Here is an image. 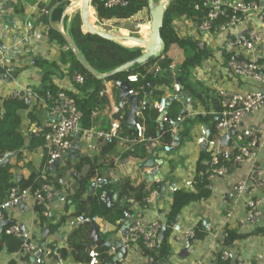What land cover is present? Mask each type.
Segmentation results:
<instances>
[{"label":"crops","instance_id":"1","mask_svg":"<svg viewBox=\"0 0 264 264\" xmlns=\"http://www.w3.org/2000/svg\"><path fill=\"white\" fill-rule=\"evenodd\" d=\"M50 1L36 0L33 4H27L24 0H0V66H4L5 71L8 68H13L10 75L5 74V72L0 75V105L5 98L15 94L24 96L27 102L33 104L35 94L32 89L39 86L42 75V70L39 67L40 59L48 61L59 59L60 46L56 42L49 41L44 33L48 26L37 21L40 9L47 7ZM65 9L63 15L67 13ZM257 16V11L249 13L228 31L217 33H197L192 21L185 17H180L173 22L174 29L180 37L192 36L201 39L204 43L203 48L209 50V55L200 66L194 67L190 72L189 81L196 95L192 96L188 91L183 90L186 95L189 94L192 97L190 107L185 109L184 102L180 100L179 95L177 96L180 102L178 113L183 114V117L182 121L177 124L175 131H172V141L170 142L173 145L172 150L165 151V145L161 143L159 138H150L146 142L147 157L145 159L125 155L127 150L135 149V144L133 141V143L129 142L125 136H121L119 132L120 138L116 139L114 143L111 145L98 143L94 151H84L81 143H79V148L74 154L68 151L56 164L49 166L50 170L53 172L61 169L67 160L73 166L81 159H89L97 167L96 176L110 185L103 194L106 196L109 193L108 205L111 208L127 204V210L146 225L155 220L164 222V216L169 211L173 195L170 190L172 183L181 184L184 178L196 177L198 173L196 170L197 163L204 149H201L200 144L196 143V138L205 125L210 130L213 123L218 121L215 119L220 110V105L216 100L217 91L224 88L235 93L245 94L257 87L253 78H240L234 76L231 71L229 72L222 57V52L236 51L248 59L264 60V28L260 26ZM58 25L66 39L71 41L64 32L62 22ZM250 31L257 32L263 39L262 43L257 44L253 51H244L226 45L228 37L231 38L239 34L247 35ZM52 81L58 88L78 94L73 79L67 74L65 65L61 66L59 75L52 76ZM171 89L172 86L166 94H171ZM169 97L172 96L169 95ZM97 98L99 104L95 106L99 108V111L96 115H91V129L109 128L116 117L113 109L116 106H121L122 102L124 104L121 106V110L125 111L126 114L129 110V103L126 98H123L119 103V87L116 83L105 82ZM144 99L147 100L150 108L156 100L151 93H148ZM171 100H169L168 109ZM126 104L128 105L127 108ZM27 112L26 109L20 111L22 115L21 129L29 139L33 134L42 132L43 128L56 118L52 106H46L42 99L39 100V106L34 113L39 123L36 119L28 118ZM212 116L213 123L208 122ZM162 125L159 124L158 135L162 130ZM243 126L257 130L260 135L259 142L252 150V157L231 169L227 178H217L211 181L212 190H209L210 195L206 199L190 203L181 210L175 223L180 226L182 232L188 228L193 229L194 237L187 240L182 235L177 240L170 237V252L160 264L162 262L165 264H260L262 257H264V181L260 187L251 193L252 197L261 201L260 222L255 227H247L243 230L235 227L233 232L238 236L229 245L225 244L223 236L222 216L228 206V202L224 201V195L230 194V207L235 212L234 218L242 217L246 211L245 197L235 199L232 187L238 180L248 176L254 162H259L264 167V104L259 110L245 117ZM187 129L189 132L186 134ZM21 153V160L17 161L15 155H7L5 162H3L11 164L10 171L15 180L23 179L26 188L30 189L34 182V172L30 171L27 165L33 166L36 170L48 168L46 164L43 165L46 150L44 145L31 150L23 147ZM149 161H153V166L146 165ZM202 162L208 161L203 160ZM88 168L89 165L84 164L80 174H86ZM151 170L154 172L158 170L156 174L158 179L155 176H150ZM54 175L52 174L51 178ZM123 179H128L133 185L143 184L147 192L146 197L154 190H157V194L150 203L146 200L142 203L134 197H120L118 185ZM76 182L77 178L73 179L71 173L66 172L58 187L51 184L50 199L47 208H44L46 217L42 223L39 222L32 196L24 199L21 206L6 211L9 215L8 218L10 217L22 229L29 232V238L26 241L36 247V252L35 254L29 253L23 249L9 252L6 247H1L0 264H83L74 261L70 256L65 259L61 257L59 260L57 255L59 254L57 249L66 247V239L75 225L84 224L78 220V216L73 214L74 206L65 205L74 193ZM96 186L92 188L89 185L84 195L92 193ZM61 195H66L64 203L59 201ZM92 222L97 226L98 239L96 244L87 247L91 241L90 229L86 239V248L98 249L100 245H105L109 247L106 253L108 255L114 254V259L118 251H116L115 243L118 240L122 244L124 243L127 224L116 225L114 222H109L100 217ZM110 245L115 248L112 253H110L112 247ZM47 250H51V253L46 254ZM223 251L228 252L227 263L219 259ZM37 253L42 256L40 263L36 262ZM145 258L141 253V248L136 247L132 250H126L120 264H143ZM116 262L113 261V264Z\"/></svg>","mask_w":264,"mask_h":264},{"label":"trees","instance_id":"2","mask_svg":"<svg viewBox=\"0 0 264 264\" xmlns=\"http://www.w3.org/2000/svg\"><path fill=\"white\" fill-rule=\"evenodd\" d=\"M20 1V0H19ZM27 4H33L36 0H24ZM74 0H51L47 7L48 14L40 13L38 16V23H43L48 26L47 37L49 41L56 42L60 46L59 59L57 61H48L46 59H40L39 67L42 70L39 86L32 89L35 94V101L33 104L27 102V99L23 96H10L5 98L0 105V159L7 155H15L16 160L22 159L21 150L23 147L32 149L41 145H44V133L47 127L43 128L42 132L35 133L29 139L27 138L22 129V115L20 111L26 109L27 117L32 120L37 116L34 114L39 106V100L42 99L46 103V106L51 107L53 100L59 92L67 94L75 104V106L82 111V127L90 128L91 112L90 109L99 104L98 93L103 89L105 82H111L115 84L117 81H126V77L130 74H139V85H142L138 96L139 99H144L148 93H151L154 98L158 99L162 95H166V92L171 88L172 83L178 82L182 90L188 91L192 96L196 93L189 81L191 70L200 66L208 55L209 50L201 48L199 46V38L192 36L180 37L175 29L173 22L180 18L185 17L192 22L200 23L205 17L206 9H195V4L201 0H169L165 5L163 13V26L160 30L161 37L165 42V50L157 58H149L143 63L134 64L133 66L115 74H109L116 67L137 58L143 53L142 48L129 49L123 47L111 40L102 38L95 34H88L82 31L81 21L79 16H73L70 18L69 13H64V9ZM127 6L120 7L115 6L108 8L104 5L103 0H91L90 4L94 9L95 18L99 23L107 21H120L127 20L135 14L148 10V0H128ZM155 3L158 0H154ZM43 6V5H41ZM19 8V3H18ZM23 11V9H21ZM79 14V13H77ZM223 19V18H222ZM62 22L64 32L74 46L76 47L80 59L71 50L68 41L64 34L59 30V23ZM109 32V30L106 29ZM174 61L176 68L173 72L166 71L165 68L170 62ZM66 66L67 74L70 78H73L75 73H79L83 76L84 81L81 84L75 83L74 86L78 91V94L73 91L60 89L54 85L52 81L53 75L60 74L61 66ZM85 65H90L97 73H107L108 75L104 79H98L85 68ZM155 66H159L161 72L154 76L153 70ZM5 72V67L0 66V75ZM179 80V81H178ZM128 83V82H127ZM115 88L116 86L113 85ZM133 87V84H130ZM80 93V94H79ZM170 98V97H169ZM171 103L167 112L168 122L163 123L160 134H157V130L160 128L157 119L159 114L155 109L148 106L144 112L143 124L145 127L144 139L137 138L135 131L132 128H128L125 125V119L120 123L119 132L121 136H125L129 142L135 144L134 150H127L125 155H131V157L145 159L147 157L146 142L148 139L159 138L161 143L166 145L172 141V131L174 128V122L179 114L180 102L176 97H171ZM126 104V108H127ZM179 114V115H178ZM213 118V116H212ZM206 121V120H205ZM38 122V120H37ZM39 123V122H38ZM215 125L213 123L209 131V136L212 137L215 134ZM188 131V129H187ZM187 134V132H186ZM133 141V142H132ZM111 145V144H108ZM202 156L197 163V172H204L209 168L208 162H202L203 160L209 161L210 151L204 149L201 152ZM69 159V158H68ZM47 162V154L45 153L43 158V165ZM84 164H88L89 168L86 174H80L81 168ZM11 164L0 162V204L3 203L9 196L10 187L16 186L18 189L26 188L24 180H15V177L11 170ZM30 171L34 172V182L30 187L31 192L39 187V175L41 168L36 170L33 166L27 165ZM96 165L89 159H81L75 165H70L67 160L64 167L51 171L49 166L47 173L54 177L51 178L50 184L55 187L59 186L61 179L65 173L70 170L78 172L79 176L76 182V188L71 197L67 200L66 206L73 205L75 216L83 215L85 218L84 224H76L73 231L66 239V247L59 248L57 251L61 257L65 259L70 256L74 261L88 264L89 257L88 251L90 248H86V239L89 235L91 226L90 222L93 217H100L109 222H114L115 219L121 216L123 210L128 209V205L125 204L121 207L111 208L107 202L104 201L103 193L110 185L105 181L99 182L92 193H85L87 187L96 182L98 176H96ZM197 173L195 177V189L185 190L179 189L172 195L171 203L169 205V211L164 216V230L163 236L158 241L153 251H148L142 244H140L141 253L146 256H152V264H160L170 252V236L171 227L176 222L177 216L181 210L190 203L206 199L210 195V191L206 185L208 181L205 175H199ZM15 180V181H14ZM144 185H133L128 179H123L118 185L120 190V197H134L140 202H144L147 192L144 189ZM36 213L39 216V222L45 220L44 207L42 205H34ZM81 222V223H82ZM8 225L4 226L0 231V248L6 247L9 252L18 251L21 249L20 239L14 238L5 233V229ZM235 233L232 231L225 238V244L229 245L236 238ZM109 247L100 245L96 250L100 253V258L103 264H113V255H108L106 251ZM117 251V249H116ZM227 263L228 261H224ZM115 264H120L116 262Z\"/></svg>","mask_w":264,"mask_h":264},{"label":"built area","instance_id":"3","mask_svg":"<svg viewBox=\"0 0 264 264\" xmlns=\"http://www.w3.org/2000/svg\"><path fill=\"white\" fill-rule=\"evenodd\" d=\"M104 5L108 8L120 6H127L128 0H103ZM195 9H206L205 17L200 23H193L194 29L198 32L212 33V32H225L231 27L237 25L242 17L249 13L257 11L258 22L262 28H264V0H201L195 4ZM40 13L48 14L49 10L45 7L40 9ZM223 18V19H222ZM175 27V26H174ZM48 27L45 28L44 33L47 35ZM197 38V37H196ZM262 37L255 31H250L247 35L239 34L233 37H228L226 45L232 48H240L244 51H253L257 44L262 43ZM199 46L203 48L204 43L200 39ZM1 54V45H0ZM223 60L227 63L230 71L234 76L240 78H253L256 82V89L251 90L245 94H239L230 90L220 88L216 93V100L220 105L218 112L220 119L215 125V134L210 137L206 136L205 129H201L196 143L201 144L204 142V149L210 150V159L208 161L209 168L204 172H199V175H205L208 184L206 185L208 190H212V183L217 178H227L231 169L237 165L242 164L247 159L252 157V150L255 148L260 140V135L257 130L243 126V121L247 115L259 110L264 104V60L248 59L242 57L238 52H222ZM176 68L175 62L169 63L166 71L173 72ZM159 66H155L153 75L156 76L161 72ZM13 72V68H8L5 74L10 75ZM139 74H130L126 77L128 84H133V87L129 88V95L138 96L142 85H139ZM75 83L81 84L84 78L81 74L75 73L73 76ZM171 94L162 95L160 98L153 102L152 109H155L159 114V119L162 123L168 122L167 110L169 104V95L176 97L180 95L183 90L180 84L176 81L172 85ZM14 96H19L15 94ZM192 103L191 95L184 96V106L188 109ZM124 104L122 102L121 106ZM121 106L114 107V113L116 117L111 122L107 129H91L82 127L83 113L79 110L72 99L64 92H59L52 103V110L56 118L49 123L47 130L44 133V147L47 154L46 167L54 164L66 154L72 145V141L76 133L80 134L79 143L82 145L84 151H94L98 143L112 144L116 139L120 138L119 128L120 123L125 119L126 112L121 110ZM148 108V102L145 99H139L138 108L135 113L136 122L133 125V130L136 133L138 139H144L145 127L143 124L144 112ZM99 111L97 106L90 109L91 115H96ZM182 121V116H177L174 122L173 131H175L177 124ZM233 130V133H229L227 144L222 143L221 137ZM173 145L167 144L164 146L165 151L172 150ZM71 173V177L78 178V172L75 170L68 171ZM151 170L149 173H153ZM102 178L97 177L94 186L99 182H102ZM39 187L33 192L29 188L18 189L16 186L10 187L8 198L0 204V207L5 211H10L13 208H17L20 203L32 196L34 205H42L47 208L48 201L50 199L51 189V176L47 173V169L41 170L38 178ZM264 181V167L259 162H254L251 166L250 172L245 179L238 180L232 187V193L235 199H243L245 201V213L242 217L234 218L235 212L230 207V194L224 195V201L228 202V206L223 213V236L224 239L230 232L237 229L243 230L247 227H255L259 222L262 215L261 201L258 198L252 197L251 193L263 184ZM186 189L188 191L195 189V177H186L181 184L172 183L170 186L171 192H175L179 189ZM157 194V190H154L146 197V202H152L153 198ZM104 196V194H103ZM59 201L64 203L66 201V195H61ZM7 214V213H6ZM9 215H7L8 217ZM12 220L10 217L8 218ZM97 217H93L91 221H94ZM79 221H84L83 215L78 216ZM13 221V220H12ZM116 225L127 224L126 234L124 237V243L126 250H132L139 247L142 244L148 251H153L158 243V234L163 226V221L155 220L150 224L142 223L136 216H133L129 210H123L120 217L115 219ZM5 233L14 238L20 239L21 249L26 252H36V247L26 240L29 238V232L22 229L18 223L13 221L5 229ZM183 238L191 239L194 237V230L191 228L181 231L180 226L174 223L171 227V238L177 240L180 236ZM115 248H110V253ZM51 250H47L46 254H50ZM59 260H61L60 253L57 254ZM89 261L88 264H103L100 253L91 248L88 251ZM222 261H227L229 255L227 251H223L219 256ZM42 260L41 254L37 256L36 262L40 263ZM119 259V261H121ZM152 256H146L143 264H152ZM260 264H264V257H262Z\"/></svg>","mask_w":264,"mask_h":264},{"label":"water","instance_id":"4","mask_svg":"<svg viewBox=\"0 0 264 264\" xmlns=\"http://www.w3.org/2000/svg\"><path fill=\"white\" fill-rule=\"evenodd\" d=\"M91 0H74L72 1V3L69 4V7H72V5H76L77 3L80 2V8L78 9V13H79V17H80V21H81V29L82 31H84L85 33L88 34H95L98 35L102 38L111 40L123 47L129 48V49H133V48H142L143 49V53L141 55H139L137 58L130 60L118 67H116L115 69H113L109 74H115V73H119L131 66H133L134 64H140L145 62L146 60H148L149 58H157L161 55V53L164 52L165 50V42L161 37V28L163 26V13H164V8H165V3L163 1L159 2V3H155L154 0H148V10H149V15H150V20H149V25H150V32L148 33V35H146L145 37H140V36H136V35H123L119 32H115V33H111L108 32L106 30H103L101 28L96 27L95 25H91L88 22V15L90 14L92 9V6L90 4ZM67 9V8H66ZM65 9V11H66ZM93 12V11H92ZM93 16V13H92ZM69 46L71 47V50L75 53V55L78 57V59H80L79 53L76 49V47L74 46V44L67 40ZM85 68L89 71V73H91L92 75H94L95 77H97L98 79H104L108 74L107 73H97L95 72V70L90 66V65H85ZM179 81V80H178ZM116 85L119 87V103H121L123 98H126L128 103H129V110L126 114V119L124 121L125 125L128 126V128H133V125L136 122V111L138 108V102H139V96H134V95H129L128 90L130 88V85L126 82V81H117ZM186 95L185 92H182L179 97L180 100L182 102H184V96ZM172 98L170 97L169 100H171ZM216 120L220 119V116L218 115L217 117H215ZM159 124L162 125V121L161 119L158 120ZM205 132H206V136H208L209 134V129L208 127L205 125L204 126ZM229 133H233V130L230 129V131L226 134H224L221 137V141L224 144H227L228 142V138H229ZM79 138H80V134L76 133L74 136V141L72 142L71 148H70V152L71 153H75L77 151V149L79 148ZM201 149H204L205 144L204 142L200 144ZM209 151L211 150V147L208 149ZM6 157V156H5ZM2 158L0 159V162H5L6 158ZM153 161H149L146 163V165L148 166H153ZM57 162H55L54 164H56ZM52 164V165H54ZM157 172H153L150 174L151 177H156V179H158L157 177ZM92 188L94 186V184L91 185ZM91 188V187H90ZM104 201L107 202L109 204L110 201V195L109 193H107V195L104 197ZM22 205V202L20 203L19 206ZM179 218V215L177 216V219ZM13 221L8 219L6 211L0 207V231L2 230V228L6 225L11 224ZM91 225V234H90V242L88 243L87 247L90 246L91 244H96V240L98 239V229L97 226L94 222H90ZM163 230H164V226L161 227V230L158 234V241L161 240L162 236H163ZM115 245L117 246V253L114 256L113 261H118L119 259H123L126 249L125 246L122 244V242L120 240L116 241ZM113 247V245H110ZM40 253H37V256H39ZM162 264H165V262H162Z\"/></svg>","mask_w":264,"mask_h":264},{"label":"rangeland","instance_id":"5","mask_svg":"<svg viewBox=\"0 0 264 264\" xmlns=\"http://www.w3.org/2000/svg\"><path fill=\"white\" fill-rule=\"evenodd\" d=\"M163 1L165 5L168 3L169 0H158L157 3ZM72 3V2H71ZM80 7V4L77 3L76 5H72V7L66 6L68 10L67 13H69L70 18L73 16H79L78 9ZM70 8V10H69ZM93 9V7H92ZM93 11V12H92ZM93 13V16H92ZM149 20H150V15L149 12L142 11L140 13L135 14L133 17L127 19V20H120V21H107L103 23H99L97 19L95 18L94 15V9L91 10L90 12V22L95 25L98 28H101L103 30H109L111 33L119 32L123 35H136V36H141L145 37L149 30H150V25H149ZM227 65V63H226ZM228 70L230 72V69L228 67ZM207 120V119H206ZM213 118H209L208 122H212ZM189 131H187L188 133Z\"/></svg>","mask_w":264,"mask_h":264},{"label":"bare ground","instance_id":"6","mask_svg":"<svg viewBox=\"0 0 264 264\" xmlns=\"http://www.w3.org/2000/svg\"><path fill=\"white\" fill-rule=\"evenodd\" d=\"M79 4H80V2H79ZM80 8V7H79ZM80 18V17H79ZM88 22L91 24V25H93L91 22H90V14L88 15ZM149 32H150V30H149ZM148 32V33H149ZM148 35V34H147ZM141 37V36H140Z\"/></svg>","mask_w":264,"mask_h":264}]
</instances>
